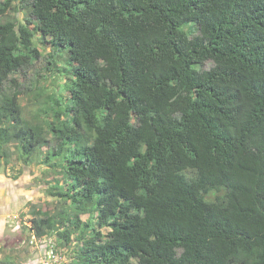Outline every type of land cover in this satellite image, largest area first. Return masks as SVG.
I'll use <instances>...</instances> for the list:
<instances>
[{
  "label": "trees",
  "instance_id": "16d2710c",
  "mask_svg": "<svg viewBox=\"0 0 264 264\" xmlns=\"http://www.w3.org/2000/svg\"><path fill=\"white\" fill-rule=\"evenodd\" d=\"M45 43L71 66L31 121L44 87L3 85ZM43 145L69 204L34 231L76 232L74 264H264V0L1 1L0 165Z\"/></svg>",
  "mask_w": 264,
  "mask_h": 264
},
{
  "label": "rangeland",
  "instance_id": "374dc122",
  "mask_svg": "<svg viewBox=\"0 0 264 264\" xmlns=\"http://www.w3.org/2000/svg\"><path fill=\"white\" fill-rule=\"evenodd\" d=\"M15 17L35 21V18L30 14V5L22 1H14L13 9L7 11L1 20ZM61 53L62 55H58L49 43H45L40 54L33 59L31 64L10 73L4 82L3 87L6 91L13 89L25 91L30 85L44 87L43 95L37 100H32L29 95H19L26 119L35 121L37 119L35 114L39 113V108L51 103V97L44 94L52 96L57 94L60 89L59 85L67 79L66 71L63 72L64 76L53 73L52 66L48 62L54 58L62 68L71 66L68 64L64 52ZM212 64V61H206L203 68H208ZM46 149L47 146L43 145L41 150H38L37 154L32 155L29 160L13 153L5 166L0 165V264L3 263V258L16 264H39L42 252L30 242L34 233L31 210L42 207L52 214H57L69 204L47 192L48 186L53 184L55 179H58L60 183L64 180L50 168L49 163L41 162L42 158L43 160L46 158ZM36 155H40V157L37 158ZM51 159L50 164L53 163V157ZM91 215L90 212L81 214L83 223L87 220L91 224L94 223V220L90 218ZM67 224L66 222L65 225ZM67 227L71 228L70 225ZM60 229L62 227L58 230ZM48 235L57 241L58 249L62 255L60 264H74V251L78 246V241L75 239L76 232L71 231L68 243H64L63 237L59 238L56 231Z\"/></svg>",
  "mask_w": 264,
  "mask_h": 264
},
{
  "label": "built area",
  "instance_id": "2783aa9c",
  "mask_svg": "<svg viewBox=\"0 0 264 264\" xmlns=\"http://www.w3.org/2000/svg\"><path fill=\"white\" fill-rule=\"evenodd\" d=\"M30 242L42 252L41 264H60L62 260L61 253L56 250L55 244L50 239L38 237L33 233Z\"/></svg>",
  "mask_w": 264,
  "mask_h": 264
},
{
  "label": "clouds",
  "instance_id": "9594fccd",
  "mask_svg": "<svg viewBox=\"0 0 264 264\" xmlns=\"http://www.w3.org/2000/svg\"><path fill=\"white\" fill-rule=\"evenodd\" d=\"M34 234H35V231H34ZM35 235H36V234H35ZM43 236L46 237L47 239H50V240L55 244V248H56V250H57L59 253H61L60 250L58 249L57 241H56L55 239L50 238L48 234H44V235H42V236H38V237H43ZM61 256H62V255H61ZM39 264H41V263H39Z\"/></svg>",
  "mask_w": 264,
  "mask_h": 264
}]
</instances>
